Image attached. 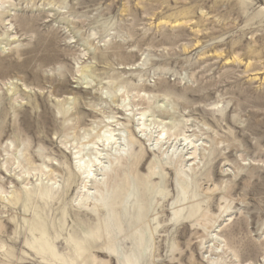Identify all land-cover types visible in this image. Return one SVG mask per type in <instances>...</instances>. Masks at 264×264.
I'll return each instance as SVG.
<instances>
[{"label": "rangeland", "instance_id": "374dc122", "mask_svg": "<svg viewBox=\"0 0 264 264\" xmlns=\"http://www.w3.org/2000/svg\"><path fill=\"white\" fill-rule=\"evenodd\" d=\"M0 264H264V0H0Z\"/></svg>", "mask_w": 264, "mask_h": 264}, {"label": "bare ground", "instance_id": "6f19581e", "mask_svg": "<svg viewBox=\"0 0 264 264\" xmlns=\"http://www.w3.org/2000/svg\"><path fill=\"white\" fill-rule=\"evenodd\" d=\"M117 134V133H116ZM111 138H114L113 136H110L109 138H107V140H110ZM115 139V138H114ZM114 139H113V141H114ZM115 141H116V139H115ZM121 141V140H120ZM112 142V141H111ZM109 143V142H108ZM116 143V142H115ZM128 145H130V146H133V145H135V141H131L130 143H128ZM122 149V148H121ZM130 149V148H129ZM117 153V152H116ZM81 161V160H80ZM80 163V162H79ZM86 164V163H85ZM111 164V163H110ZM83 166H84V164H79V169H82L83 168ZM90 166H91V162H89V164L85 167V172H86V179L88 178V179H90L91 181L92 180H94V185H95V187L97 188V189H99V186H101V185H103L104 187H106V186H108V182H109V180H108V178H109V168L110 167H112V166H110V167H108V166H105L104 168H103V173H101V176H102V178L100 177V178H98V176H99V174H92L91 173V171H90ZM155 173V170L154 171H152L151 173H150V177L148 178V180H146V184L147 185H150V184H152V182H151V177L153 176V174ZM116 175H118V174H116ZM119 176V175H118ZM117 176V177H118ZM114 177V176H113ZM116 177V179H117V182H116V185H115V188H114V190H112V199H111V202H112V200H114L113 201V204L112 205H109L108 204V206L110 207L109 208V210H108V213H109V216H111V217H113V215H114V204H117L119 201H121L122 199H123V197L125 196V195H127V194H129V192H130V189H129V191L127 192V190H128V185L126 184V183H124V179H123V176H122V178L121 177H119V178H121V179H118ZM134 185H135V194H136V199L138 198V196H139V199H140V195H139V193L141 194L142 193V191L139 189V186L136 184V182L134 181ZM103 186H102V188H103ZM85 187H86V185H85ZM94 187V188H95ZM94 189L95 191H97V192H90V189H88V191H86L87 192V194L88 195H86L87 197L85 198L86 199V201L87 202H89L90 200H93L94 202H97V201H99V199H97L96 198V196H98V195H96L95 196V194L96 193H100L99 194V197L100 198H102L103 197V195H105V192H107L108 191V193H110V189L109 188H105L104 189V192L103 191H99V190H97V189ZM149 193V192H148ZM138 203H139V207H138V209H137V214H136V216H141L140 215V212L143 210V204H142V202L140 203L139 202V200H138ZM112 207V208H111ZM139 219V218H138ZM38 225V224H37ZM39 227V226H38Z\"/></svg>", "mask_w": 264, "mask_h": 264}]
</instances>
